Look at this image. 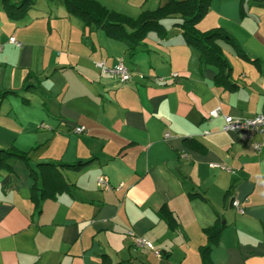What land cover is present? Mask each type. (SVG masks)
<instances>
[{"label":"crops","instance_id":"crops-1","mask_svg":"<svg viewBox=\"0 0 264 264\" xmlns=\"http://www.w3.org/2000/svg\"><path fill=\"white\" fill-rule=\"evenodd\" d=\"M95 1L133 19L171 0ZM180 22L164 20L166 38L150 33L130 56L125 44L89 33L61 0H35L19 21L0 0V95L15 93L0 101V150L29 161L0 171V264H203L204 230L215 225L224 228L209 264H264V149L223 132L221 117L208 119L217 107L232 118L264 111V9L212 0L196 25L224 30L244 51L246 59L218 43L233 90L215 85L217 70L200 65ZM101 60L122 61L130 81L102 74ZM76 127L85 130L77 135ZM39 164L57 167L62 190L45 199L36 191L32 200ZM100 177L113 189L101 188ZM128 232L162 257L135 248Z\"/></svg>","mask_w":264,"mask_h":264},{"label":"trees","instance_id":"trees-1","mask_svg":"<svg viewBox=\"0 0 264 264\" xmlns=\"http://www.w3.org/2000/svg\"><path fill=\"white\" fill-rule=\"evenodd\" d=\"M61 1L67 14L79 19L89 33L100 31L105 37L125 44L130 56H134L142 48L143 41L150 33L156 34L159 39H165L167 32L162 22L179 17L181 22L176 26L181 30V36L185 44L197 51L200 65L211 66L217 70L215 85L226 90L234 89V86L229 82L231 68L218 43L222 42L230 45L235 54L242 59H246L244 51L238 42L222 29H213L204 33L196 29L197 23L206 16L212 0H184L181 2L171 0L163 7L155 11L142 12L133 19L107 10L95 0ZM248 3L251 6L264 9V0H255V4L250 1ZM34 4L35 0H2L3 10L7 18L12 21L23 19ZM25 89H29V87H25ZM14 94L11 92L2 93L0 101L8 95ZM11 160L21 161L27 166L29 163L26 153L19 152L14 148L0 150V171L10 172L11 167L8 162ZM70 167L74 168L75 166ZM36 168L38 172L31 175L34 181L32 200H35L36 191L41 192V199L50 198L56 193H60L62 188L60 190L58 187H54V184L61 179L59 173H56L57 167L52 164H39ZM39 178L41 179L40 189L38 185ZM63 186L65 187V183ZM162 211L166 214L163 219L168 227L174 229L177 224L172 215L167 210ZM223 228L222 225H215L204 230L207 244L200 249V258L203 264H209L210 250L217 245Z\"/></svg>","mask_w":264,"mask_h":264},{"label":"built area","instance_id":"built-area-1","mask_svg":"<svg viewBox=\"0 0 264 264\" xmlns=\"http://www.w3.org/2000/svg\"><path fill=\"white\" fill-rule=\"evenodd\" d=\"M8 42L17 47L19 46V44L15 41L14 38H10ZM95 66L97 70H99L102 74L116 77L121 84L128 83L131 79V72L127 69V67L122 61L116 62L115 65L108 66L105 60H101L97 62ZM177 76V74L172 75V77L174 78ZM219 117H221L223 120V132L235 134L255 153H260L262 149H264V111L248 118H232L228 115H222L220 107H217L214 110L210 111L208 114L209 120H213ZM84 130L85 129L83 127H76L73 129V133L79 135L82 134ZM204 134H207V132H205ZM168 137L169 134L166 133L165 138ZM181 158H185V155H181ZM210 167L226 170L225 167L216 164L210 165ZM97 184L107 191L113 189L103 177H100L97 180ZM231 206L235 209L238 214H244L245 210L239 200L233 199L231 202ZM127 236L129 237V239L131 240V244L135 248H146L152 251L155 257H162L161 253L155 250L153 245L148 240L138 237L132 232H128Z\"/></svg>","mask_w":264,"mask_h":264},{"label":"rangeland","instance_id":"rangeland-1","mask_svg":"<svg viewBox=\"0 0 264 264\" xmlns=\"http://www.w3.org/2000/svg\"><path fill=\"white\" fill-rule=\"evenodd\" d=\"M248 1H250L251 3H253V4H255L254 2H255V0H248ZM247 1V2H248ZM258 1H260V0H258ZM258 8V7H257ZM171 21V20H170ZM171 22H173V21H171Z\"/></svg>","mask_w":264,"mask_h":264}]
</instances>
